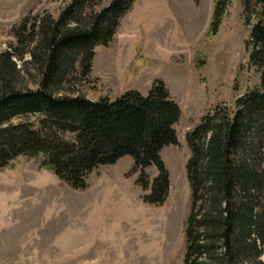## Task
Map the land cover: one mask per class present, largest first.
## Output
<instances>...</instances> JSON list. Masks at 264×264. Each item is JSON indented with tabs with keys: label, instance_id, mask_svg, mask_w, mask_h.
Returning <instances> with one entry per match:
<instances>
[{
	"label": "trees",
	"instance_id": "obj_1",
	"mask_svg": "<svg viewBox=\"0 0 264 264\" xmlns=\"http://www.w3.org/2000/svg\"><path fill=\"white\" fill-rule=\"evenodd\" d=\"M105 1L73 0L58 19L28 16L13 28L16 45L0 53V168L43 155L42 167L82 190L95 170L131 156L140 185L150 190L144 201L162 205L171 180L161 152L178 145L182 113L164 81L147 96L128 91L114 101L73 94L71 84L89 79L96 48L113 41L136 0L103 7ZM228 3L215 0L213 35ZM244 8L252 26L249 65L261 73V85L238 98L234 110L220 105L208 112L187 135L185 264H264V0H245ZM31 71L37 88L26 80ZM151 165L159 172L153 182Z\"/></svg>",
	"mask_w": 264,
	"mask_h": 264
},
{
	"label": "rangeland",
	"instance_id": "obj_2",
	"mask_svg": "<svg viewBox=\"0 0 264 264\" xmlns=\"http://www.w3.org/2000/svg\"><path fill=\"white\" fill-rule=\"evenodd\" d=\"M72 1L0 0V53L16 45L13 28L24 18L58 19ZM228 1L213 35L215 0H136L113 41L96 48L89 79L71 84L75 95L114 101L128 91L147 96L164 81L182 111L178 145L161 152L171 180L167 200L144 201L150 190L140 185L131 156L95 170L82 190L42 167L43 155L20 156L0 168V264H185L187 135L208 112L220 105L234 110L238 98L261 85V73L249 65L245 0ZM29 73L37 88L35 71ZM146 173L153 182L159 172L151 165Z\"/></svg>",
	"mask_w": 264,
	"mask_h": 264
}]
</instances>
